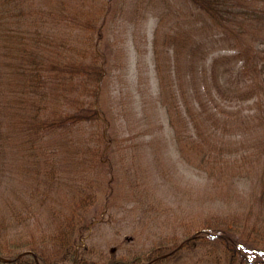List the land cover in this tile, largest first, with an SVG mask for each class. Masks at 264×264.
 Instances as JSON below:
<instances>
[{
	"label": "rangeland",
	"instance_id": "1",
	"mask_svg": "<svg viewBox=\"0 0 264 264\" xmlns=\"http://www.w3.org/2000/svg\"><path fill=\"white\" fill-rule=\"evenodd\" d=\"M24 1L20 22L29 32L34 23L29 12L41 6L58 12V0ZM64 1L68 15L53 33L46 32L56 38L46 54L76 71L71 78L58 73L61 83L48 88V110L69 126L48 136L55 148L51 199L61 211L42 213L44 224L56 228L67 219L71 195L88 176L96 200L84 211L89 224L80 246L99 264L108 262L110 252L131 257L163 239L180 242L188 232L214 234L213 227L201 226L205 220L215 224L224 212L252 206L264 215L259 193L264 187V50L254 48L248 29L239 37L189 0ZM17 10L14 6L10 14ZM7 17H0L1 23L14 26L16 16ZM61 17L56 15L58 21ZM155 61L164 80L162 97ZM96 63L102 72L93 84L87 76ZM92 98L97 119H67ZM164 103L174 117L182 116L175 117L177 125L188 116L195 126L192 134L212 146L220 164L216 175L206 177L180 158ZM20 137L16 133L13 144L0 136V209L12 188L23 187L22 192L31 186V179L23 181L26 156ZM247 230L237 240L222 235L240 256L262 264L264 230L249 236ZM209 248L212 256L203 255L207 249L199 246L168 264H227L220 244Z\"/></svg>",
	"mask_w": 264,
	"mask_h": 264
},
{
	"label": "trees",
	"instance_id": "2",
	"mask_svg": "<svg viewBox=\"0 0 264 264\" xmlns=\"http://www.w3.org/2000/svg\"><path fill=\"white\" fill-rule=\"evenodd\" d=\"M189 1L204 16L220 27L235 31L239 37L246 34L245 28H247L249 40L255 46L254 48L258 52L264 50V0ZM64 4H66L64 0H58V12L44 6L35 10V13L29 12L34 18L29 32L20 22L23 21L22 13L26 12L25 1L0 0V17L16 16L18 19L14 26L9 25L5 28L7 20L1 23L0 18V136L4 142L14 144L16 133L21 135L19 143L22 146L23 155L26 156L23 181L27 183L28 179H31V186L28 189L21 192L23 187L12 188V196L5 197L2 201L0 257L11 261L0 260V264H99L85 254L87 251L85 246H80V237L85 234L89 224L84 211L96 200V189L89 176L82 180V183L78 182L75 193L71 195L68 217L64 222L60 221L56 228H50L46 221L44 224L42 216L44 212L55 215L61 211L56 200L51 199L56 178L53 170L55 160L52 157L54 155L52 150L55 148L49 145L48 136L53 131H63L62 129L69 126L67 124L65 127L67 122L60 120L57 114L48 110L51 108L48 88L51 83L55 85L61 83L59 74L61 76L64 74L65 78H71L72 71H76L66 70L64 59L57 57L58 61L52 60L47 58L46 54L54 41L56 44V38L50 34L53 33V27L68 15ZM14 6L18 8L15 15L10 14V9ZM58 13L59 16L62 15L60 21L56 18ZM42 27H45L43 32ZM89 42L91 45L92 41L89 40ZM154 63L158 93L162 97L164 80L159 73L158 62ZM95 65L96 67L91 68L90 76H87L93 84L97 82L102 72L99 64ZM260 68V79L264 80V62L260 63ZM91 87L95 92L96 88ZM93 102L94 98L88 106L85 103L81 104L76 109L75 117L74 114H69L67 119L73 123H85V121L87 123V120L97 119L98 113L97 109L92 108ZM172 110V107L167 104L168 125L172 128L174 145L180 158L205 173L206 177L216 175L220 164L212 157V146L199 138L197 132L194 133L196 135L192 134L191 127L195 126L190 124L191 119H186L188 116L182 118L181 125H177L175 117L182 116L176 114L174 117ZM185 123L190 124V127L184 130ZM98 136L97 140L100 139L101 134ZM96 150L99 151L100 148ZM259 193L261 200H264V187ZM252 208L250 206L243 211L235 209L224 212L216 217L215 224L205 220V225L201 228L211 226L214 234H230L234 240H237L238 235L247 229L248 236L251 233H260L261 229L264 230V215L253 212ZM192 234L194 233H185L179 238L180 242L176 239L160 240L147 250L135 252L131 257L129 255L116 257L115 252H110L106 258L108 262L105 264H168L172 258L177 257L184 250H193L199 246L207 249L203 255L209 257L212 256L209 246L213 248L216 244H220L226 252L227 264H254L240 256L229 238L200 232L187 239ZM180 243L182 244L179 245ZM25 250H30L32 253L14 257Z\"/></svg>",
	"mask_w": 264,
	"mask_h": 264
},
{
	"label": "water",
	"instance_id": "3",
	"mask_svg": "<svg viewBox=\"0 0 264 264\" xmlns=\"http://www.w3.org/2000/svg\"><path fill=\"white\" fill-rule=\"evenodd\" d=\"M203 232H205V231H203ZM195 234H193V235H191L190 237H193ZM190 237H188V238H190ZM181 245V244H180ZM4 260H7V259H4Z\"/></svg>",
	"mask_w": 264,
	"mask_h": 264
}]
</instances>
